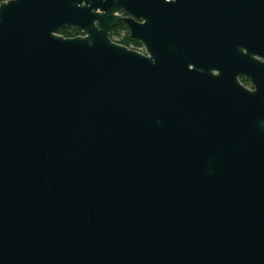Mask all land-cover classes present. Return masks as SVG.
<instances>
[{
  "label": "water",
  "instance_id": "obj_1",
  "mask_svg": "<svg viewBox=\"0 0 264 264\" xmlns=\"http://www.w3.org/2000/svg\"><path fill=\"white\" fill-rule=\"evenodd\" d=\"M60 23L0 17V264H264L263 86Z\"/></svg>",
  "mask_w": 264,
  "mask_h": 264
},
{
  "label": "flooded vegetation",
  "instance_id": "obj_2",
  "mask_svg": "<svg viewBox=\"0 0 264 264\" xmlns=\"http://www.w3.org/2000/svg\"><path fill=\"white\" fill-rule=\"evenodd\" d=\"M0 17L60 20L56 32L67 38L87 36L92 25L101 29L113 20L109 35L116 43L142 45L148 55L155 44L172 48L217 91L229 89L236 75L250 91L263 86L264 94V0H0ZM127 19L145 29L150 51L132 37Z\"/></svg>",
  "mask_w": 264,
  "mask_h": 264
},
{
  "label": "built area",
  "instance_id": "obj_3",
  "mask_svg": "<svg viewBox=\"0 0 264 264\" xmlns=\"http://www.w3.org/2000/svg\"><path fill=\"white\" fill-rule=\"evenodd\" d=\"M122 40H123V37H122V36H119V37L116 39L117 42H122ZM131 48L134 49V50H137V51H139V52H141V53H145V51H146V50H145V47L142 46V45H138V46H134V45H132Z\"/></svg>",
  "mask_w": 264,
  "mask_h": 264
}]
</instances>
